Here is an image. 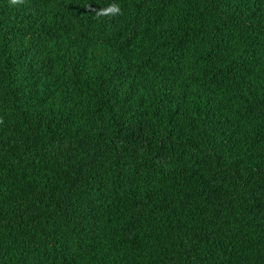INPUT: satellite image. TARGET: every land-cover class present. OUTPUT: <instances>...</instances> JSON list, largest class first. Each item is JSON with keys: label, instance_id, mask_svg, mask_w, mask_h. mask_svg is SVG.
Here are the masks:
<instances>
[{"label": "trees", "instance_id": "trees-1", "mask_svg": "<svg viewBox=\"0 0 264 264\" xmlns=\"http://www.w3.org/2000/svg\"><path fill=\"white\" fill-rule=\"evenodd\" d=\"M0 264H264V0H0Z\"/></svg>", "mask_w": 264, "mask_h": 264}, {"label": "clouds", "instance_id": "clouds-1", "mask_svg": "<svg viewBox=\"0 0 264 264\" xmlns=\"http://www.w3.org/2000/svg\"><path fill=\"white\" fill-rule=\"evenodd\" d=\"M12 4H20L23 3V0H11ZM117 14H122L121 8L117 3H111L108 6L98 9L97 16H114Z\"/></svg>", "mask_w": 264, "mask_h": 264}]
</instances>
